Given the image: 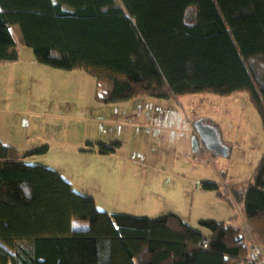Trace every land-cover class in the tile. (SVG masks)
<instances>
[{
    "label": "trees",
    "instance_id": "trees-1",
    "mask_svg": "<svg viewBox=\"0 0 264 264\" xmlns=\"http://www.w3.org/2000/svg\"><path fill=\"white\" fill-rule=\"evenodd\" d=\"M18 41L39 62L90 72L105 102L247 92L264 127V0H0V63L19 58ZM48 150L0 139V264H253L231 222L201 219L205 232L174 213H114L115 226L97 225L107 213L92 196L24 161ZM199 186L241 204L264 244V154L249 180Z\"/></svg>",
    "mask_w": 264,
    "mask_h": 264
},
{
    "label": "rangeland",
    "instance_id": "rangeland-1",
    "mask_svg": "<svg viewBox=\"0 0 264 264\" xmlns=\"http://www.w3.org/2000/svg\"><path fill=\"white\" fill-rule=\"evenodd\" d=\"M18 49L16 61L0 63V139L21 151L48 145L46 153L24 161L57 171L77 192L92 196L107 213L97 225L115 226L114 213H174L205 232L201 219L236 221L264 258V244L241 204L198 185L216 181L226 189L255 173L264 154V127L247 92L105 102L90 72L39 62L19 41ZM199 120L220 129L227 155L198 138L194 125ZM102 141L121 146L103 154Z\"/></svg>",
    "mask_w": 264,
    "mask_h": 264
},
{
    "label": "water",
    "instance_id": "water-1",
    "mask_svg": "<svg viewBox=\"0 0 264 264\" xmlns=\"http://www.w3.org/2000/svg\"><path fill=\"white\" fill-rule=\"evenodd\" d=\"M194 127L196 130V135L202 140L207 148L215 150L219 154H227L226 147L221 144L220 137L215 127L211 126L210 124H205L201 120L197 121ZM193 146H196V142Z\"/></svg>",
    "mask_w": 264,
    "mask_h": 264
},
{
    "label": "built area",
    "instance_id": "built-area-1",
    "mask_svg": "<svg viewBox=\"0 0 264 264\" xmlns=\"http://www.w3.org/2000/svg\"><path fill=\"white\" fill-rule=\"evenodd\" d=\"M198 185H199V183H198ZM254 244H255V242L252 243V246L254 248L251 246L250 262L253 263V264H264L262 262V260H264V258L262 259V255H260V249H262V248L260 247V245H258L259 248H260L259 249L258 246L254 245Z\"/></svg>",
    "mask_w": 264,
    "mask_h": 264
},
{
    "label": "crops",
    "instance_id": "crops-1",
    "mask_svg": "<svg viewBox=\"0 0 264 264\" xmlns=\"http://www.w3.org/2000/svg\"><path fill=\"white\" fill-rule=\"evenodd\" d=\"M210 125H211V123H210ZM214 126H215V125H214ZM215 128H216L217 133H218V135H219V137H220V142H221V144L225 146L226 139H225V138L223 137V135L221 134L220 129H219L217 126H215ZM195 133H196V132H195ZM182 146H183V145H180V146H179V150L182 148ZM225 147H226V146H225ZM226 150H227L226 152H228V149H226ZM226 155H227V154H226ZM235 222H236V221H233V223H232V221H231V223H232L233 225L238 226L237 222H236V223H235ZM242 230H243L244 233H246L244 229H242ZM245 235H247V234H245ZM248 239H249V238H248Z\"/></svg>",
    "mask_w": 264,
    "mask_h": 264
},
{
    "label": "bare ground",
    "instance_id": "bare-ground-1",
    "mask_svg": "<svg viewBox=\"0 0 264 264\" xmlns=\"http://www.w3.org/2000/svg\"><path fill=\"white\" fill-rule=\"evenodd\" d=\"M249 240V239H248ZM250 241V240H249ZM253 243V242H252ZM251 243H249V245H250ZM250 251H251V245H250Z\"/></svg>",
    "mask_w": 264,
    "mask_h": 264
}]
</instances>
